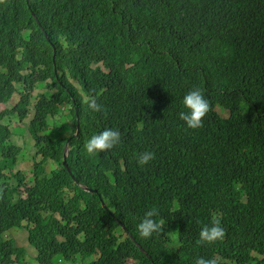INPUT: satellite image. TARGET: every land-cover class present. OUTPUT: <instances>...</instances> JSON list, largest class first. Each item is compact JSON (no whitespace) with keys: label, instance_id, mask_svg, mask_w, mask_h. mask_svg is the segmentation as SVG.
<instances>
[{"label":"trees","instance_id":"obj_1","mask_svg":"<svg viewBox=\"0 0 264 264\" xmlns=\"http://www.w3.org/2000/svg\"><path fill=\"white\" fill-rule=\"evenodd\" d=\"M40 87L25 185L1 121L25 118ZM196 87L211 110L190 129L178 114ZM15 92L0 110V264L23 260L4 236L18 226L39 264H264V0H0V104ZM57 114L64 136L47 131ZM108 128L120 143L88 154ZM144 151L155 159L140 165ZM152 208L164 224L145 239ZM216 219L224 238L201 242Z\"/></svg>","mask_w":264,"mask_h":264},{"label":"clouds","instance_id":"obj_2","mask_svg":"<svg viewBox=\"0 0 264 264\" xmlns=\"http://www.w3.org/2000/svg\"><path fill=\"white\" fill-rule=\"evenodd\" d=\"M15 94L17 93L15 92ZM88 104H89V108H91L93 111L96 112L103 111V106L99 104L95 99H90ZM183 106L188 111L187 112L181 111L178 114L179 119L183 121L186 124V126L190 129L203 127L204 117L211 110V106H210V101L205 97L203 91L199 87L193 88L185 94L183 98ZM13 115L17 116L15 113ZM17 118L19 119L18 116ZM77 125L79 130V124L77 123ZM77 125H76L75 134L78 132ZM8 130L10 132L9 127ZM120 141H121L120 131L108 128L101 131L98 134L91 136L90 139L84 145V147L86 152L92 155L97 152L109 151L115 145L120 143ZM66 145L68 147L67 141L65 146ZM68 153H69V149H68ZM154 159H155V154L153 152L144 151L139 154L137 162L140 165H144V164H148L150 161ZM62 163H63V155H62ZM64 165L66 166L67 163H65ZM158 215L159 212L158 209L156 208H152L147 212H145L141 222L137 225V231L141 237L147 239L151 237L153 233H157V234L161 233L162 225L164 223L158 222L156 219H154V217ZM224 236H225V229L221 226L219 219L214 220L211 226L205 225L204 227H202L199 233L200 241L204 243H213L215 241L222 240ZM195 264H217V262L215 259H206L204 257H199L195 260Z\"/></svg>","mask_w":264,"mask_h":264},{"label":"rangeland","instance_id":"obj_3","mask_svg":"<svg viewBox=\"0 0 264 264\" xmlns=\"http://www.w3.org/2000/svg\"><path fill=\"white\" fill-rule=\"evenodd\" d=\"M112 65H110V70L113 68L111 67ZM127 66V65H126ZM123 67V66H121ZM109 70V68H106ZM121 77H123L127 82H129L130 84L134 83L133 78L131 77V75L129 74V72L127 71V69L125 67L122 68V71L120 72ZM39 90H42V87L40 88H35L33 93H32V97H31V102L32 104H30L28 106L29 108V112L28 115L23 118V119H18L17 116L9 113L2 119V123L6 124L9 129H10V135L9 136L11 138V140L13 141V143H15L17 146L20 147L21 152L18 155V161L16 166L13 168V171H16L18 169L21 170L22 173H25L24 178H25V185H31L32 181L29 179L28 174V170L30 172H32V168H25L23 166V160L25 158H31L38 146L34 145L33 140L30 137L29 131H28V124L30 119L32 118L33 115V103L36 100V95L38 93ZM18 99V94H13L11 100L6 103V104H0V110L3 108H7L10 109L11 106L17 101ZM64 116V115H63ZM62 115L57 114L55 116H50L48 118V132L55 134V127L57 126V135L59 136H64L66 135L69 130H70V124L68 122L67 119H65ZM41 159V155H36V161ZM31 160V159H30ZM49 162H51V159H48ZM32 162V160H31ZM15 183V182H14ZM4 236H9L10 239H13L15 244L17 245V247L21 248L22 251L24 252V257L23 260L21 261L20 264H39L38 261L35 259L36 257V248L29 243L28 239H27V231L24 227L18 226V227H13L10 228L8 231H6L4 233ZM3 238V236H2ZM54 264H81L80 262L78 263H73V262H64L61 259H56L54 258ZM89 260V258L87 259ZM132 264L134 263L133 261H129L128 264Z\"/></svg>","mask_w":264,"mask_h":264},{"label":"water","instance_id":"obj_4","mask_svg":"<svg viewBox=\"0 0 264 264\" xmlns=\"http://www.w3.org/2000/svg\"><path fill=\"white\" fill-rule=\"evenodd\" d=\"M77 131H78V125H77ZM68 147H67V145L65 146V148H64V154H63V163L65 164L66 163V156H67V154H68ZM85 188V187H84ZM86 190H89L88 188H85Z\"/></svg>","mask_w":264,"mask_h":264}]
</instances>
